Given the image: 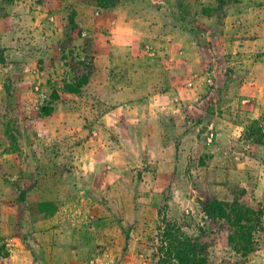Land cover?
Listing matches in <instances>:
<instances>
[{
	"label": "rangeland",
	"instance_id": "rangeland-1",
	"mask_svg": "<svg viewBox=\"0 0 264 264\" xmlns=\"http://www.w3.org/2000/svg\"><path fill=\"white\" fill-rule=\"evenodd\" d=\"M112 1L0 0V264H148L163 219L210 235L212 264H264V199L217 175L251 159L240 169L254 189L264 171L249 148L264 146V0ZM171 60L178 115L157 109ZM149 112L166 133L159 146L155 128L145 133ZM223 113L241 138L222 146L209 135L194 152ZM171 143L178 167L158 166ZM203 192L256 216L236 229L209 221Z\"/></svg>",
	"mask_w": 264,
	"mask_h": 264
},
{
	"label": "crops",
	"instance_id": "crops-1",
	"mask_svg": "<svg viewBox=\"0 0 264 264\" xmlns=\"http://www.w3.org/2000/svg\"><path fill=\"white\" fill-rule=\"evenodd\" d=\"M141 21V20H140ZM162 27V26H161ZM159 30V27L157 26V28L154 29H148L146 27L145 32H140L144 35V37L146 36H151L153 34H157V31ZM172 29L170 30H165L163 33H171L172 34ZM161 67V74L159 76V79L161 81V85H163V83L168 85V89L166 92L158 94L156 96V99L158 101V103H160V107H157L158 110L162 109L165 111V109H169L170 114L171 115H178V109L179 107H181V102L183 101L184 103V99L182 97H180V91L182 90L183 86H179L180 85V81H179V73L177 71L176 65L173 64V60L170 61V64L168 66H160ZM151 98V97H149ZM187 98V97H186ZM156 101V102H157ZM146 102V101H144ZM235 102V101H234ZM230 103L228 104V106H226L224 108V112L225 111H229V106L234 107L235 103ZM146 104V103H144ZM248 109H252L253 106H247ZM258 109V108H257ZM257 109L256 112L252 113V114H248V117H251L252 119H257L258 118V113H257ZM259 110V109H258ZM150 111H153L152 107H150ZM231 111L234 112V109L231 108ZM225 113L221 114V116H216L212 121H211V125L210 127L207 128V130H203L201 132V135L205 136V139L203 140L201 138V140H198L197 138H195V143L192 145L193 151L198 153L199 149L204 151L206 146H208V143L211 141V139L209 138V135H211L212 137L215 135V139L222 145H226V143L230 142V141H238L241 138V127L237 124H235L233 121H230L228 119L225 118ZM151 112L148 113V116H146L144 114V116L146 117V123H145V133L146 136L149 133H152V129L155 128L154 131V136H155V144L157 146H159L158 143H161V134H166L163 130L162 127L159 126H152V124H154L151 121L150 118ZM172 117V116H171ZM147 121H150V123L148 124ZM220 123V126L216 128V125H218ZM215 127V128H214ZM171 128L173 129L172 133H178V128H173V126H171ZM213 130V131H212ZM212 131V132H211ZM184 133V132H183ZM182 133V135H183ZM183 141L185 142V144L188 143H192L193 142V137L191 136V133H187L185 135H183ZM183 142V143H184ZM172 145H167L166 147L162 148V151L165 152V155L163 156L164 159H168V161H161L159 162L160 164L158 166H161L162 164H170V167H173L174 165L178 167V160H176V153H175V146L173 143H171ZM161 146V145H160ZM191 147V146H190ZM250 151H252V156L254 157H258L259 160L262 159L264 160V146L263 145H259V144H253L249 146ZM185 149V148H183ZM209 150V149H208ZM182 148L180 150V152H182ZM191 151V150H190ZM189 149L187 150V153H190ZM249 151V152H250ZM227 153H225L226 155ZM169 155V157H168ZM209 155V154H208ZM213 155V156H212ZM229 156V154H227V157ZM215 157V158H213ZM224 156L223 158V162L221 163L222 165L225 164L226 162H228V158ZM216 159V155L215 154H210V156H207L206 158H204V163L208 166L210 165V161H215ZM235 160L239 161L238 164H236L237 169L236 170H225L223 169L222 171L218 170L217 171V175L222 177V180L228 181V182H233V183H237L242 185L248 192V194H250V196L252 195V198H259L261 200L264 199V171L261 173L262 176L259 178L257 187H255L254 189H251L252 187L249 185L251 182L248 179V175L246 174V172L240 168H243L242 166H245L247 164H245L244 162H246L247 160H251V159H240L239 157H235ZM220 160V157H218V161ZM242 160V163L240 162ZM231 161V159H229V162ZM260 163H262V161H260ZM168 164V165H169ZM213 165V164H212ZM218 165H220V162L218 163ZM250 165V164H248ZM110 167V166H108ZM94 169L98 171L99 166L96 165L94 166ZM221 181V180H220ZM252 192V193H251ZM247 194V193H246ZM17 254V253H16Z\"/></svg>",
	"mask_w": 264,
	"mask_h": 264
},
{
	"label": "trees",
	"instance_id": "trees-1",
	"mask_svg": "<svg viewBox=\"0 0 264 264\" xmlns=\"http://www.w3.org/2000/svg\"><path fill=\"white\" fill-rule=\"evenodd\" d=\"M95 3L103 9L112 7L114 4L112 0H95ZM197 201L207 220L224 221L233 229L239 228L242 222H251L252 217L256 216L253 210L236 203L228 204L219 201L210 193L203 192ZM41 205L42 207L50 206V204ZM258 215L262 216V213ZM256 222L259 223V218ZM229 239L232 243H236V239L242 241L244 237L242 234L238 236L232 234ZM211 242L210 235L205 232L191 237L185 234L177 223L163 219L156 227L154 248H152L151 260L148 264H212L208 252ZM234 247L235 250L244 252V255L250 250L249 247L240 244ZM221 264L243 263L224 260Z\"/></svg>",
	"mask_w": 264,
	"mask_h": 264
}]
</instances>
